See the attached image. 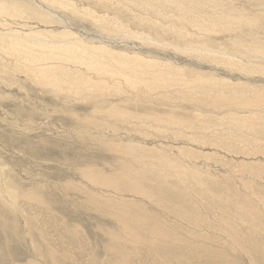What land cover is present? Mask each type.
<instances>
[{"label": "rangeland", "instance_id": "374dc122", "mask_svg": "<svg viewBox=\"0 0 264 264\" xmlns=\"http://www.w3.org/2000/svg\"><path fill=\"white\" fill-rule=\"evenodd\" d=\"M36 1L98 86L0 53V264H264V0Z\"/></svg>", "mask_w": 264, "mask_h": 264}, {"label": "bare ground", "instance_id": "6f19581e", "mask_svg": "<svg viewBox=\"0 0 264 264\" xmlns=\"http://www.w3.org/2000/svg\"><path fill=\"white\" fill-rule=\"evenodd\" d=\"M24 1V0H23ZM26 1V0H25ZM34 2H37L34 0ZM40 4V3H39ZM19 5V4H18ZM41 5V4H40ZM15 7V6H14ZM42 7V5H41ZM37 8V7H36ZM38 8H40L38 6ZM35 10V14L38 17L43 16L42 11ZM43 8V7H42ZM181 8V7H180ZM30 9H33L32 7ZM46 9V7H45ZM48 10V9H47ZM54 11V10H53ZM48 13L47 11H44ZM52 12V11H51ZM53 13V12H52ZM51 14V13H50ZM56 14V13H55ZM53 13V15L55 16ZM58 16V15H57ZM0 17L3 19L5 23L12 22V24H18L21 23L24 18L22 11L16 8L15 12L9 13L8 10L5 8L4 2H0ZM60 17V16H59ZM64 20V19H63ZM41 26H37L34 29V32H31V34H27L23 32L22 35H19L20 31L17 30L15 27L6 26V24H2L0 22V53L4 55H9L15 59V66L19 70H22L26 74L32 76L35 80L47 84L50 86H53L57 89L63 90L64 88L68 87L67 90H74V91H85L89 88L97 89L94 82L87 80V81H76L72 82L71 79H64L60 78L62 77L61 74H69V73H76L72 72L71 69L65 67L64 65H61L62 63H70V62H76L81 63L82 61H85L86 59H82L81 55L82 51L89 50L92 48H86L85 46L81 45L76 37H72L66 33H60L55 35L54 32H50V27L44 22L39 21ZM243 22V21H242ZM218 26L226 27L225 22L219 21ZM10 25V24H9ZM49 25H51L49 23ZM13 26V25H12ZM224 29V28H223ZM72 33V32H71ZM69 33V34H71ZM50 36V39L48 38ZM57 39H55V38ZM85 37V36H84ZM48 38V39H47ZM55 39V40H54ZM88 40V37H87ZM84 43V42H83ZM93 43V42H92ZM112 43V42H111ZM85 44V43H84ZM96 48V47H94ZM98 49V48H97ZM94 50V49H93ZM96 50V49H95ZM84 54H87L86 52ZM83 56V55H82ZM115 56V55H114ZM125 57V56H124ZM141 58V57H140ZM128 59V57H127ZM136 60V59H135ZM150 63V62H149ZM73 64V63H72ZM84 64V63H83ZM88 64V63H87ZM99 64V63H98ZM66 65V64H65ZM69 65V64H68ZM102 65V64H101ZM70 66V65H69ZM90 66V65H89ZM92 66V65H91ZM73 67V66H72ZM93 67V66H92ZM97 68V67H96ZM75 70V69H73ZM128 71V70H127ZM57 73H59L57 75ZM80 73V72H79ZM156 77V76H155ZM73 78V77H72ZM88 78V77H87ZM176 78V77H175ZM155 79V78H154ZM166 79V78H165ZM93 80V79H92ZM139 80V79H138ZM152 80V79H151ZM171 81V79H169ZM174 80V79H173ZM180 80V79H179ZM94 81V80H93ZM100 81V80H99ZM98 81V82H99ZM148 81V80H147ZM165 81V80H164ZM177 81V80H176ZM141 82V81H140ZM163 82V81H162ZM167 82V81H166ZM175 82V81H174ZM180 82V81H179ZM97 83V82H96ZM100 83V82H99ZM132 83V82H131ZM134 83V82H133ZM159 83V82H158ZM183 83V82H182ZM98 84V83H97ZM140 84V83H139ZM173 85V83H171ZM170 84V85H171ZM181 84V83H180ZM92 85V86H91ZM100 85H102L100 83ZM99 85V86H100ZM151 85V84H150ZM157 83L155 88L157 87ZM159 85H162L161 83ZM175 85V84H174ZM131 86V85H130ZM163 86V85H162ZM104 87V86H103ZM103 87L101 89H103ZM136 86V88H138ZM165 87V86H164ZM99 88V87H98ZM135 88V89H136ZM133 89V88H132ZM140 90V89H139ZM138 90V91H139ZM88 91V90H87ZM148 91V90H147ZM150 91V90H149ZM210 93V92H209ZM162 95V94H161ZM206 95V94H205ZM199 97V96H198ZM222 97V96H221ZM231 98V97H230ZM248 98V97H247ZM191 100H198V98L193 97L190 98ZM221 99V98H220ZM224 99V98H223ZM168 100V99H167ZM200 101V100H199ZM222 101V100H221ZM224 101V100H223ZM166 102V101H165ZM206 102V101H205ZM236 102V101H234ZM216 103V102H214ZM225 104V102H222V104ZM237 105H240V99H237ZM248 103H251L249 99L243 103V106L245 105L248 107ZM209 105V104H208ZM242 105V104H241ZM213 106V105H212ZM211 106V107H212ZM262 106V105H261ZM194 107V106H193ZM197 107V106H196ZM195 107V108H196ZM207 107V105H206ZM223 108V107H222ZM201 110H203L201 108ZM200 112V110H197ZM204 112V110H203ZM215 112V111H214ZM213 112V113H214ZM118 113V112H117ZM201 113V112H200ZM208 113V112H207ZM112 116L114 113H112ZM205 114V113H204ZM201 114V115H204ZM210 114V113H209ZM215 114V113H214ZM217 114V113H216ZM215 114V116H216ZM234 116V114H232ZM224 118V117H223ZM234 118V117H233ZM238 119V118H237ZM234 122V121H233ZM210 123V122H209ZM234 124V123H233ZM235 125V124H234ZM233 125V126H234ZM239 125V124H238ZM232 126V127H233ZM237 126V124H236ZM257 127V126H256ZM238 128V127H237ZM241 128V127H240ZM246 129V128H244ZM256 129V128H255ZM264 129V127H263ZM234 130V129H233ZM238 130V129H237ZM238 132V131H237ZM172 162V161H171ZM174 164V163H173ZM174 171H182L183 170L179 168L173 167ZM185 173V172H184ZM194 175V174H193ZM133 176V175H131ZM140 177V176H139ZM141 178V177H140ZM130 180V179H128ZM131 181V180H130ZM129 181V182H130ZM133 182V180H132ZM138 185V183H137ZM134 189V188H133ZM135 192H139L140 195H144L143 191L141 189H136ZM134 192V193H135ZM148 197H150V193H148ZM256 213V212H255ZM155 222V221H154ZM160 225V224H159ZM151 226V225H150ZM154 229V228H153ZM158 229V228H157ZM165 230V229H164ZM155 231V230H154ZM161 231V230H160ZM260 231V230H259ZM158 232V231H157ZM196 232V231H195ZM153 233V231H152ZM168 234V233H167ZM158 235H161L160 232ZM259 236V235H258ZM175 238V237H174ZM165 239V238H164ZM236 239V238H235ZM146 240V239H145ZM177 242V241H176ZM237 245V242H236ZM147 246V245H146ZM236 247V246H235ZM254 262V261H253Z\"/></svg>", "mask_w": 264, "mask_h": 264}]
</instances>
